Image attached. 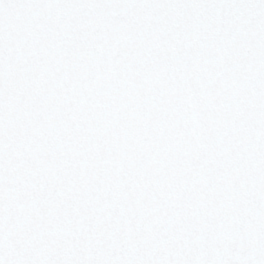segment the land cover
Returning a JSON list of instances; mask_svg holds the SVG:
<instances>
[{
  "label": "snow or ice",
  "instance_id": "snow-or-ice-1",
  "mask_svg": "<svg viewBox=\"0 0 264 264\" xmlns=\"http://www.w3.org/2000/svg\"><path fill=\"white\" fill-rule=\"evenodd\" d=\"M0 264H264V0H0Z\"/></svg>",
  "mask_w": 264,
  "mask_h": 264
}]
</instances>
